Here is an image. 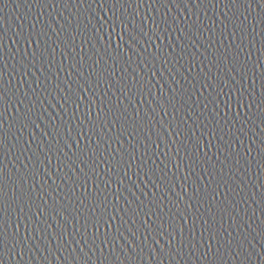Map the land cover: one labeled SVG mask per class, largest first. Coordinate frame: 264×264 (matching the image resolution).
<instances>
[{
    "label": "water",
    "instance_id": "95a60500",
    "mask_svg": "<svg viewBox=\"0 0 264 264\" xmlns=\"http://www.w3.org/2000/svg\"><path fill=\"white\" fill-rule=\"evenodd\" d=\"M0 264H264V0H0Z\"/></svg>",
    "mask_w": 264,
    "mask_h": 264
}]
</instances>
